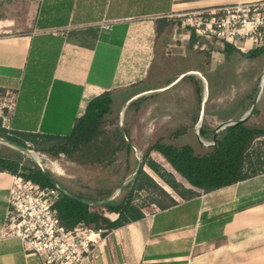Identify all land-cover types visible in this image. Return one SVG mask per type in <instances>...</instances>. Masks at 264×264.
Returning a JSON list of instances; mask_svg holds the SVG:
<instances>
[{"label":"crops","instance_id":"1","mask_svg":"<svg viewBox=\"0 0 264 264\" xmlns=\"http://www.w3.org/2000/svg\"><path fill=\"white\" fill-rule=\"evenodd\" d=\"M248 1L256 0H0V89L15 93L11 130L58 139L70 132L92 97L110 91L111 117L128 126L135 144L131 127L150 111L147 106L137 114L140 104L185 77L193 82V106L202 107L197 117L186 116L187 131L243 117L248 100L224 120L205 114L208 95L191 67L170 87L179 75L155 86L148 81L157 49L168 57L173 54L168 47H180L186 35V48L175 54L203 52L196 49L198 40L190 44L178 14ZM162 18L173 23L159 35L156 20ZM105 21L111 29L100 26ZM214 42L221 54L225 43ZM143 96L148 98L135 104ZM12 182V174L0 171V264H40L17 237L1 236ZM186 187L197 194L188 200L172 195L176 205L144 211L141 219L100 235L95 257L84 264H264V172L209 192Z\"/></svg>","mask_w":264,"mask_h":264},{"label":"trees","instance_id":"2","mask_svg":"<svg viewBox=\"0 0 264 264\" xmlns=\"http://www.w3.org/2000/svg\"><path fill=\"white\" fill-rule=\"evenodd\" d=\"M156 22V31L159 35L163 33V28L171 27L173 23L165 18L157 19ZM189 33L190 44H193L199 37L193 31ZM263 49L264 47L252 48L247 53L253 54ZM233 50L238 49L225 43L224 51L231 52ZM152 95L150 94L148 97ZM148 97L139 98L135 104L139 105L143 99ZM253 97L254 93L252 91L247 100L251 102ZM259 113L260 108L256 105L253 114ZM111 114V92L105 91L88 101L84 113L75 119L68 134L59 137L47 146L42 145V143L51 138L48 135L16 132L7 135L0 128V137L2 138L15 141L27 148L29 147L26 145V141H29L32 145L37 144V150L42 153L51 157L63 154L68 159L81 165H88L93 168L108 167L113 165L116 159H123V168L115 179L95 177L96 185L89 187V185L80 182L75 190L64 186L67 190L85 199L87 203H80L59 192L55 208L60 223L67 229L82 223L93 230H100V234L104 235L111 229L141 219L144 216L143 206L138 205L134 200L144 190L152 189L150 194L154 197L151 203L156 204L159 209L176 205L177 202L172 195L143 169L144 165L153 171L181 199L193 198L197 194L196 191L184 186L175 179L171 172L155 162L150 157L152 151L158 152L164 162L186 183L204 192L232 185L264 172V155L257 148H254L256 142H263L261 140L264 138V128L249 126L245 121L226 125L220 129L212 145L207 147L201 145L202 151H196L189 143L174 145L163 141L160 137L147 143L139 158L141 160L140 170L121 185L127 174L136 167L138 158L134 155L130 143L123 138L121 129L115 120L112 119L110 122L112 127L106 129ZM123 128L126 137L130 141L128 126H123ZM188 128L183 125L179 126L171 131L170 136L182 135L186 133ZM213 129V126L203 122L199 127V137L212 142ZM0 171L20 175L23 179L41 186L53 187L42 169L34 162L25 160L23 153L20 151H17L14 156H5L0 153ZM46 171L60 184L50 171ZM116 190H119L117 196L109 203L94 204L97 201L111 197ZM158 196L165 201H158ZM111 213L115 214L114 218L109 216Z\"/></svg>","mask_w":264,"mask_h":264},{"label":"rangeland","instance_id":"3","mask_svg":"<svg viewBox=\"0 0 264 264\" xmlns=\"http://www.w3.org/2000/svg\"><path fill=\"white\" fill-rule=\"evenodd\" d=\"M174 17L176 16H173V18ZM176 19L178 18L176 17ZM186 32L187 31L184 28L182 33L185 34ZM176 33L177 31L174 32L173 30V35L177 39L180 36ZM182 39L184 41H182V43L180 42L182 44L180 47L172 44L168 47V52L173 53L168 57L162 58L160 51L157 49L155 58L149 70L148 82L152 86H155L160 82L180 75L182 73H180V71L191 67L190 69L196 71V78L200 80L205 93L208 95V101L204 113L213 114L216 119L220 120H224L228 116H236L240 111L239 103L241 101H246L252 91L255 95L259 87L260 92L256 105L260 108V113L252 114L246 123L249 126L264 128V49L260 52L248 54L247 51L249 45L241 42L240 45H243L246 51L242 52L238 49L231 52L221 51L220 54L217 49H215L216 44L214 41L199 37L197 39L196 49L201 48L203 49V52L187 51L182 55L175 54V49L183 51V49L186 48V35L182 37ZM209 61L212 62L207 64ZM192 85L193 82L190 81V77L182 78L176 85L163 92L155 93L146 99L143 104H140V106L138 105L137 114L139 115L143 114L142 111L144 108L147 106L150 107L149 114L147 116L144 115L142 120H137L135 125L131 127L137 132L134 137L135 144L133 143V145L138 147H136V150L133 149V152L138 159L140 158L143 149L146 147V144L159 137L162 138L163 141L174 145L189 143L196 151H202V146L207 147V145L211 143L210 141L203 140L199 137V126L192 127L194 130L189 129L182 135L174 137L170 136L171 131L182 125L184 122L190 123L191 120L186 117L187 115L193 116V114H195L197 117L202 109V107H200L198 110L193 106L195 103L192 104L194 101V98H191L193 91ZM117 106L118 103L115 102L113 113L116 112ZM127 113H129V111ZM163 114L167 115L164 120L161 119ZM112 119L115 121L117 120L110 117L106 129L112 127L110 123ZM145 123L147 124L145 125ZM215 126L216 125L214 124L213 127ZM131 128L129 127V129ZM56 140L57 139L46 140L42 145L47 146ZM199 140L202 141L201 144ZM261 141L263 142H256L254 148H257L261 154L264 155V138ZM26 145L29 147V152L23 154L24 159L34 162L36 159L35 156L37 155V160L42 167L50 171L61 185L71 190L77 189L80 182L89 185V187L96 185L95 177H110L111 179H115L117 175L121 173L124 165L123 159L118 158L111 166L93 168L72 161L63 154H60L57 157H51L48 154L38 151L37 144ZM17 151L19 150L0 142L1 154L5 156H14ZM150 157L165 170L171 172L176 180L180 181L183 185L188 186V184L164 162L160 155L152 152ZM143 169L168 193L175 195L173 191L146 165L143 166ZM133 170L127 174L126 178L121 182V185L133 177ZM118 192L119 190H116L111 197H116ZM150 193H152V189L141 191L134 200L138 205H142L143 210L148 213L159 210V207L156 204L151 203L154 196ZM157 200L162 202L165 201L160 196H158ZM101 211L104 212L103 209H101ZM109 215L112 217L113 214L111 213Z\"/></svg>","mask_w":264,"mask_h":264},{"label":"built area","instance_id":"4","mask_svg":"<svg viewBox=\"0 0 264 264\" xmlns=\"http://www.w3.org/2000/svg\"><path fill=\"white\" fill-rule=\"evenodd\" d=\"M177 18L188 32L231 44L242 52L246 49L241 42L247 43L249 49L264 47V0L188 10L178 14ZM100 26L109 30L112 23L105 21ZM14 108V91L0 89V128L7 135L13 132L10 120ZM35 157L37 159V155ZM58 195L55 187L41 186L13 175L1 236L17 237L24 251L35 256L40 264H84L91 261L101 231L82 223L65 228L55 208Z\"/></svg>","mask_w":264,"mask_h":264},{"label":"water","instance_id":"5","mask_svg":"<svg viewBox=\"0 0 264 264\" xmlns=\"http://www.w3.org/2000/svg\"><path fill=\"white\" fill-rule=\"evenodd\" d=\"M182 76H184V74L179 75L168 87H170L171 85H173L174 83H176ZM166 88L167 87H164V88H161L160 90H164ZM259 92L260 91H259V87H258V90L256 91V93H255V95H254V97H253V99L251 101L250 108H249L248 112L243 117L238 118L236 120H231V121H222V122H220L218 125H216L214 127L213 132H212V142L209 143L208 145H212L214 143L215 138H216V135H217V132L220 129L224 128L226 125H230V124H233V123H243V122L247 121L252 116V114H253V112H254V110L256 108V104H257L258 98H259ZM119 126H120V129H121V133H122L123 138L128 143H130V145L133 147L134 150H136L135 145H133V143H131L127 139V137L125 135V132H124L123 124L122 123H119ZM0 142L4 143V144H6V145H8V146H10L12 148H15V149L19 150L23 154H26V153L29 152V149L27 147H25L23 145H20L19 143L15 142V141H12L10 139L0 137ZM199 142L202 143L201 140H199ZM34 162L48 176V178H49L51 184L53 185V187L57 188L60 193H62L63 195H66V196L70 197L71 199L76 200V201H78L80 203H87V201L85 199H83L82 197H80V196L74 194L73 192L67 190L63 185L59 184L53 177H51L47 173L46 169H44L42 167V165L39 163V161L37 159H35ZM140 168H141V160L138 159L137 165H136L135 169L133 170V176L138 173V171L140 170ZM114 198H115V196L114 197L105 198V199H102L100 201L95 202L94 204H96V205H103V204L109 203Z\"/></svg>","mask_w":264,"mask_h":264}]
</instances>
